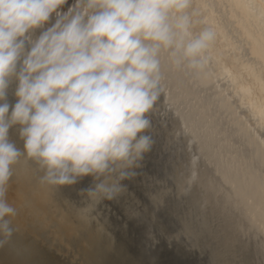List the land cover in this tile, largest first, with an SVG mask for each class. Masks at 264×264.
Masks as SVG:
<instances>
[{
  "label": "clouds",
  "instance_id": "9594fccd",
  "mask_svg": "<svg viewBox=\"0 0 264 264\" xmlns=\"http://www.w3.org/2000/svg\"><path fill=\"white\" fill-rule=\"evenodd\" d=\"M191 5L0 0V248L15 232L7 193L22 158L43 172L42 185L91 178L81 191L94 200L126 189L154 145L149 114L166 67L202 72L217 39L193 28Z\"/></svg>",
  "mask_w": 264,
  "mask_h": 264
},
{
  "label": "bare ground",
  "instance_id": "6f19581e",
  "mask_svg": "<svg viewBox=\"0 0 264 264\" xmlns=\"http://www.w3.org/2000/svg\"><path fill=\"white\" fill-rule=\"evenodd\" d=\"M213 11L217 39L206 68L193 74L166 67L164 94L149 115L155 122L151 133L171 162L167 176L175 199L187 208L188 219L175 238L185 236L202 254L208 251L211 264H264L259 5L225 8L192 0L193 28L209 26L204 20ZM9 185L7 199L18 210L13 227L19 232L33 215L20 217L27 192Z\"/></svg>",
  "mask_w": 264,
  "mask_h": 264
},
{
  "label": "rangeland",
  "instance_id": "374dc122",
  "mask_svg": "<svg viewBox=\"0 0 264 264\" xmlns=\"http://www.w3.org/2000/svg\"><path fill=\"white\" fill-rule=\"evenodd\" d=\"M149 117L152 135L155 122ZM14 129L10 138L17 141ZM153 139L137 175L124 181L126 189L113 199L94 200L82 192L91 178L76 185H42L43 172L22 158L14 167L11 189L27 192L20 217H33L0 248V264H211L208 251L202 254L185 236L175 238L188 219L187 208L175 199L167 176L171 162L161 140ZM158 198L162 202L155 207Z\"/></svg>",
  "mask_w": 264,
  "mask_h": 264
},
{
  "label": "snow or ice",
  "instance_id": "6c2138e0",
  "mask_svg": "<svg viewBox=\"0 0 264 264\" xmlns=\"http://www.w3.org/2000/svg\"><path fill=\"white\" fill-rule=\"evenodd\" d=\"M202 4H217L221 7L232 6H251L259 5V24H260V42L262 60H264V0H198ZM204 23L209 25L217 33V25L215 23V12L213 11L212 17L205 19ZM216 42V41H215ZM215 44V43H214ZM260 91H261V103L257 109L260 125L264 128V69L261 71L260 77Z\"/></svg>",
  "mask_w": 264,
  "mask_h": 264
},
{
  "label": "water",
  "instance_id": "95a60500",
  "mask_svg": "<svg viewBox=\"0 0 264 264\" xmlns=\"http://www.w3.org/2000/svg\"><path fill=\"white\" fill-rule=\"evenodd\" d=\"M196 264V263H195Z\"/></svg>",
  "mask_w": 264,
  "mask_h": 264
}]
</instances>
